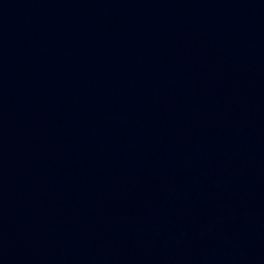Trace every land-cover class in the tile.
<instances>
[{"label":"water","instance_id":"95a60500","mask_svg":"<svg viewBox=\"0 0 264 264\" xmlns=\"http://www.w3.org/2000/svg\"><path fill=\"white\" fill-rule=\"evenodd\" d=\"M0 264H264V0H0Z\"/></svg>","mask_w":264,"mask_h":264}]
</instances>
